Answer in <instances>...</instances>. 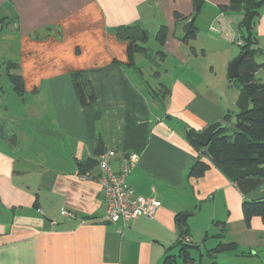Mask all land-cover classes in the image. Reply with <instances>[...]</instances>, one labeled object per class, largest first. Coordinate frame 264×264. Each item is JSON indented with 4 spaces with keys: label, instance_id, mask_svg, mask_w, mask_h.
Wrapping results in <instances>:
<instances>
[{
    "label": "crops",
    "instance_id": "obj_1",
    "mask_svg": "<svg viewBox=\"0 0 264 264\" xmlns=\"http://www.w3.org/2000/svg\"><path fill=\"white\" fill-rule=\"evenodd\" d=\"M196 1L0 0V31L7 30L11 47L4 50L7 77L16 74L23 82L22 96L12 84L10 93L0 94V264H163L176 249L179 225L197 202L217 195L227 224L243 231L242 202L264 199V182L245 196L235 182L261 179L254 175L262 168L220 167L187 139L190 129L201 132L239 114L241 90L224 70L234 55L208 59L203 38L227 43L222 37L228 33L238 37L242 17L228 12H243L229 9V0H199L198 8ZM192 18L196 34L186 43L183 30ZM135 27L143 40L134 41L145 51L130 65L132 39L117 31ZM161 27L167 35L160 48ZM254 30V59L261 65L255 78L264 83V7ZM73 72L92 85L96 99L88 107L78 102ZM100 145L111 153L113 173L128 155L136 156L126 182L136 196L160 202L153 217L127 225L104 220L99 185L78 177ZM197 160L209 168L201 178H188ZM181 213H189L184 223L176 221ZM217 224L215 238L225 230ZM247 230L264 234V224L254 217ZM207 238L204 233L200 244Z\"/></svg>",
    "mask_w": 264,
    "mask_h": 264
},
{
    "label": "trees",
    "instance_id": "obj_2",
    "mask_svg": "<svg viewBox=\"0 0 264 264\" xmlns=\"http://www.w3.org/2000/svg\"><path fill=\"white\" fill-rule=\"evenodd\" d=\"M264 7V0H229V9L234 11L242 10V18L238 24V38L241 42L239 47L240 62L237 67L238 81L241 84V91H244L249 100V110L246 113L236 115V120L232 134L226 124L232 117L226 115L222 120V128L219 129L210 139L206 147L197 145L187 135L190 145L197 152H206L213 162L223 168L233 170H244L250 168H262L255 177L264 179V83L255 78V73L261 67L254 59L257 50L253 48L255 43V24L260 16V10ZM193 23V18H192ZM195 27L184 36L183 41L189 42L195 38ZM167 35V28L161 27L156 35V42L161 48ZM145 51L143 45L130 40L127 48V54L130 65L133 64V57L136 54H142ZM160 58L164 57L161 50L158 51ZM12 64H10V67ZM8 68V69H9ZM8 79L13 86V90L19 96L23 94L22 78L16 74H8ZM71 80L76 93V97L81 107H88L94 103L96 95L91 83L84 77L82 72H73ZM232 80H230L231 82ZM232 83V82H231ZM165 91H167L165 89ZM155 93V92H153ZM103 153L100 145L95 158L88 159L80 165L81 172L91 171L97 167V156ZM208 164L197 160L191 165L188 171V178L198 179L204 176L208 170ZM243 221L247 228L250 227L252 218L257 217L264 224V199L250 201L244 200L241 205ZM180 232L174 247H179L178 255L167 256L163 264H178L177 259H181L183 264L192 262L190 250L196 248L192 246L189 240V231L186 223L179 225ZM187 238V242L185 239ZM219 242L211 249L208 254H220L234 251L237 248L235 243H224L223 235L217 236ZM207 254V255H208Z\"/></svg>",
    "mask_w": 264,
    "mask_h": 264
},
{
    "label": "rangeland",
    "instance_id": "obj_3",
    "mask_svg": "<svg viewBox=\"0 0 264 264\" xmlns=\"http://www.w3.org/2000/svg\"><path fill=\"white\" fill-rule=\"evenodd\" d=\"M228 15L231 17L236 16L238 19L242 17L240 16L241 13L228 12ZM234 30H237L236 24L234 26ZM207 38L208 37L203 38V41L206 43L204 47L207 50L208 59L210 58L217 61L225 54H227V57L229 55H234L232 56L234 57L232 59L239 56V47L237 45L238 37L235 36V38H233L231 33H228L227 37H222L227 41V43L210 42ZM6 39L7 30L4 28L3 31H0V94L1 91L7 94L8 92H11V83L7 77L6 71V62L8 61L7 54L11 53V47H9ZM153 44V37L151 36L146 43V47L150 49ZM7 49L9 51L8 53H5L4 50ZM199 53L201 54L200 51ZM228 65L225 66L224 64V70L226 72ZM231 82L237 89L241 88V84L238 79H234ZM234 124V119L226 124L230 134L233 132ZM196 205V212H194V214L189 216L186 220V225L189 226L192 232L193 245L194 247L196 246V248H192L190 250L192 258V262L190 264H264V245H262V240H264L262 237H264V234L249 232L245 225H241L242 228L244 226L242 232H240L239 228H236V225L230 227V225L226 222L227 209L225 208L223 199L220 195H217L213 201H211L210 197H208L207 200L197 202ZM212 222H214V224H212ZM219 222L223 223L225 226V230L222 232L224 235L223 242L232 243L234 241H238L240 245L234 251L220 254L211 253V255H209L210 253L208 254V252L219 242V239L215 238V235L221 233V227L217 224ZM204 233L208 234V238L203 245L200 244V242ZM178 251L179 247H176V249H173L170 254L176 257L178 255ZM177 260L178 264H183L181 259Z\"/></svg>",
    "mask_w": 264,
    "mask_h": 264
},
{
    "label": "built area",
    "instance_id": "obj_4",
    "mask_svg": "<svg viewBox=\"0 0 264 264\" xmlns=\"http://www.w3.org/2000/svg\"><path fill=\"white\" fill-rule=\"evenodd\" d=\"M237 44L241 45V42L237 41ZM110 157V152L97 156L98 175L93 176L90 171L78 175L80 180L95 181L99 185L104 220L127 225L140 217H153L160 202L151 197L136 196L126 182L135 165L136 156L128 155L118 173L111 171ZM187 241L186 238L185 242Z\"/></svg>",
    "mask_w": 264,
    "mask_h": 264
},
{
    "label": "water",
    "instance_id": "obj_5",
    "mask_svg": "<svg viewBox=\"0 0 264 264\" xmlns=\"http://www.w3.org/2000/svg\"><path fill=\"white\" fill-rule=\"evenodd\" d=\"M200 1H196V7L198 8ZM192 22H188L184 27V33H187L191 28ZM119 37L123 40H135V41H142L143 40V33L140 28H126V29H119L117 31ZM241 56H238L234 60H232L227 68V75L229 80L238 79L239 75L237 72V67L240 62ZM236 108L238 109L239 113H246L249 110V100L246 96L244 91H240L237 101H236ZM222 128V123L217 121L208 127H206L201 132H195L194 130H188L187 133L189 137L199 146L206 147L209 143L211 137ZM264 179L258 178H246L240 179L235 182V186L238 191L243 195H247L250 191L255 190L258 188ZM189 216V213H181L178 218L176 219L179 223H184L186 218Z\"/></svg>",
    "mask_w": 264,
    "mask_h": 264
}]
</instances>
